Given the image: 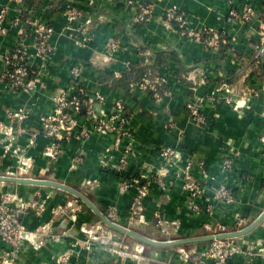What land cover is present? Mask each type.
Wrapping results in <instances>:
<instances>
[{
  "label": "crops",
  "instance_id": "crops-1",
  "mask_svg": "<svg viewBox=\"0 0 264 264\" xmlns=\"http://www.w3.org/2000/svg\"><path fill=\"white\" fill-rule=\"evenodd\" d=\"M229 1L35 0L30 4L0 0V10L7 9L0 26V73L7 68V57L24 43L34 82L33 90L25 92L0 81V124L4 126L0 131V176L67 184L89 196L105 215L107 207L115 206L120 225L155 240L207 236L204 227L209 223L234 231L236 212L252 224L264 211V0H233L240 13L248 7L255 10L257 17L250 23L230 16ZM149 5V21L136 24L135 16ZM69 6L81 13L76 21L69 19ZM172 8L183 14L186 31L221 30L229 38V47L224 53L207 48L180 29L167 26L165 14ZM18 18L23 21L14 25ZM89 20L92 35L83 41L81 30ZM38 24L52 29L47 42L50 51L44 55L34 44ZM113 40L118 47L108 50L106 46ZM170 50L179 54L187 70L182 72L173 61L159 67L155 74L168 87L159 102L138 87L127 93L99 83V70L121 77L131 65L145 63L149 51ZM72 69L79 70L77 80L71 76ZM226 78L229 81L224 83ZM78 87L94 100L99 117L109 120L117 113L124 117L123 133L96 132L94 124L81 114L76 117V134L85 130L89 137L58 141V157L53 158L54 140L41 130L42 121L55 113L58 96L73 94ZM190 102L205 116L206 124L187 108ZM117 104L123 105L122 111ZM164 147L172 148L175 157L163 191L152 177L164 166ZM227 158L233 160V167L225 172L222 164ZM192 159L206 164L204 175L197 168L193 174L205 187L199 203L210 205L211 215L192 209L182 179L177 178ZM141 174L151 178L146 179L149 193L141 218L130 224L135 192L121 190V181L123 176ZM222 184L235 195L233 204L215 198L214 189ZM6 194L20 210L23 229L16 264H175V249L189 258L183 264H208L201 256L210 246L207 242L184 245L187 247L150 246L154 252L137 262L122 260L91 243V234L104 224L94 222L71 194L53 187L0 182V199ZM159 215L166 222L163 228L157 225ZM114 233L128 246L133 244L127 239L141 243ZM236 240L245 250L252 244L258 253L264 246V221ZM229 264H264V258L240 254Z\"/></svg>",
  "mask_w": 264,
  "mask_h": 264
},
{
  "label": "built area",
  "instance_id": "built-area-1",
  "mask_svg": "<svg viewBox=\"0 0 264 264\" xmlns=\"http://www.w3.org/2000/svg\"><path fill=\"white\" fill-rule=\"evenodd\" d=\"M18 3H23L25 0H16ZM230 16L234 19L242 20L245 23L252 22L257 13L252 7H248L244 12L240 13L233 5V0H230ZM67 14L71 21H76L81 13L75 6H69L67 8ZM152 14V6H143V9L135 16L134 20L136 24H143L149 21ZM7 16V9L0 10V26H2ZM176 22L179 29L186 37L193 38L199 42H202L207 48L220 50L221 45L225 42V33L221 30H209L203 29L195 32H189L185 30V18L182 13L178 12L176 8L170 9L165 14V24L169 27H173L172 23ZM92 22L89 20L86 23V27L81 30L83 41L88 40L92 35V30L89 25ZM14 25L20 24V18L14 20ZM52 29L49 26L36 25L34 28V44L44 55L50 51L47 44L49 35ZM118 47V42L113 40L106 46L108 50H115ZM27 50L24 43L18 44L13 52L7 57V68L0 73V81L6 86L18 90L30 92L34 88V82L29 80L30 68L27 63ZM148 62V61H146ZM71 76L74 80H77L79 76L78 69H72ZM166 81L159 78L154 72H145L142 80L136 84L133 88H140L146 92H149L156 102L161 100V96L157 93V87L165 84ZM86 90L82 87L77 88V92L70 94L67 92L62 93L56 98L55 113L48 115L43 119L41 124V130L43 133L54 140L52 153L53 158L58 157L59 148L57 147L58 141L68 142L72 136H76L78 139H87L90 135L89 131H81L76 134V117L84 114L86 120L94 124V130L99 133H117L121 135L123 133L122 128L125 126L124 117L119 113L113 115L109 120L101 118L97 115L95 110V103L92 98L86 97ZM82 95V97H81ZM187 108L192 111L194 117L201 123L206 124L207 119L200 113L196 104L190 102L187 104ZM123 105L117 104V110L122 111ZM4 129V126L0 124V131ZM264 143V131L261 136ZM56 141V142H55ZM161 157L163 159L164 166L159 170L152 178L156 179L161 190L167 189L166 174L169 171L168 167L172 165L174 161L175 152L170 147H164L161 149ZM123 165L126 164L125 160L122 161ZM233 167V160L227 158L222 164V170L227 172ZM197 168L199 172L204 175L206 172V164L204 161L199 160L197 163L195 159H192L186 164V167L181 174L180 179L183 182V189L188 195L191 201L192 209L197 212L206 211L210 215L212 214V207L202 206L199 203L205 194V187L203 182L194 176L193 170ZM146 179H151L147 174H141L132 178L131 180L121 181V190L128 192L134 190V197L131 205V215L129 217V223L132 224L136 220H139L144 210V201L149 193V183ZM215 198L227 205L235 202V195L232 190L226 185H219L214 189ZM12 196L6 194L0 199V264H16L18 260L19 250L22 244L23 229L20 223V210L12 205ZM61 207L58 208L60 211ZM106 216L112 222L118 223L120 221L119 211L115 206H109L106 209ZM235 230L241 231L246 229L250 225V221L242 216L240 212L235 213ZM157 225L163 228L166 222L159 215L157 216ZM205 230L210 232V235H216L221 233L230 232L226 226L221 224H206ZM164 232V231H163ZM260 245V244H259ZM259 254L264 258V246L261 245L258 253L252 248V244L248 245L246 250L237 242L236 238H229L223 240H214L210 246L201 253V256L208 261V264H229V261L236 255Z\"/></svg>",
  "mask_w": 264,
  "mask_h": 264
},
{
  "label": "water",
  "instance_id": "water-1",
  "mask_svg": "<svg viewBox=\"0 0 264 264\" xmlns=\"http://www.w3.org/2000/svg\"><path fill=\"white\" fill-rule=\"evenodd\" d=\"M263 52V51H262ZM0 182L4 183H16V184H23V185H35V186H46V187H53L64 192H67L77 198L80 202L85 204L99 219L100 221L107 226L117 232L125 234L142 244L153 246L157 248H165V247H176V246H184L189 244H197L201 242H211L214 240H223L229 238H238L245 236L255 230L261 223L264 221V211L260 214V216L248 226L246 229L241 231H231L216 235H207L203 237L197 238H186V239H174V240H155L144 236L135 230L128 228L126 226L120 225L118 223L112 222L107 216L93 203V201L86 196L83 192L79 191L76 188H73L67 184L62 182H57L48 179H35V178H24V177H10V176H0Z\"/></svg>",
  "mask_w": 264,
  "mask_h": 264
},
{
  "label": "trees",
  "instance_id": "trees-1",
  "mask_svg": "<svg viewBox=\"0 0 264 264\" xmlns=\"http://www.w3.org/2000/svg\"><path fill=\"white\" fill-rule=\"evenodd\" d=\"M25 2H29L30 4H35V0H25ZM23 20L20 18V23ZM173 27L179 29L178 24L176 22L172 23ZM229 47V38L225 37V42L221 45V51L224 53L226 48ZM145 49V48H143ZM147 55V61L148 62H141L139 64H133L131 65L127 72L123 74L121 77H116L113 73H108L105 70H99V83L106 84L110 86L113 89H122L125 90L127 93H132L133 87L138 84L143 77V74L145 72H157L160 66L165 65L169 61H173L176 64L180 66V70L182 72L187 70V67L184 65L182 60L179 57V54L176 51L170 50V51H162V52H156V51H149ZM262 68L264 69V58L263 63L261 64ZM32 71L30 70V74L28 79H31ZM229 81L228 78L224 79L223 82L227 83ZM157 87V93L162 97L166 91L168 90V87L166 84H162ZM82 97V95H81ZM199 159H195V162L197 163ZM124 180H131L132 178L130 176H123ZM83 208L87 210L95 222H101L100 219L93 214V212L81 202ZM104 211V210H103ZM114 232H117L113 229H110ZM119 233V232H118ZM211 242H207V244H211ZM204 244V243H203ZM206 244V243H205ZM145 245V244H144ZM146 247H150L148 245H145ZM187 247V246H184Z\"/></svg>",
  "mask_w": 264,
  "mask_h": 264
},
{
  "label": "rangeland",
  "instance_id": "rangeland-1",
  "mask_svg": "<svg viewBox=\"0 0 264 264\" xmlns=\"http://www.w3.org/2000/svg\"><path fill=\"white\" fill-rule=\"evenodd\" d=\"M100 224L98 225L101 226L102 224ZM208 234H210V232H208ZM91 235L94 237L93 240L91 239V243L93 244L95 242V247H99L97 248L98 250H104L106 251V253H112L114 256L116 255L122 260H126L127 258H129V260L137 262L141 258V256L145 257L146 255L154 252L152 248L146 247L145 245V248H143V244L136 243L130 239H127V242L133 245L128 246L126 240L124 241L123 239H121L122 237L120 234L114 233L104 225H102L100 229L95 230V233ZM165 240L171 239H169L168 237H164L161 241ZM173 251V254H175L176 257L174 258L176 262L175 264H183L189 259L185 258L183 256V253L178 249H175Z\"/></svg>",
  "mask_w": 264,
  "mask_h": 264
}]
</instances>
